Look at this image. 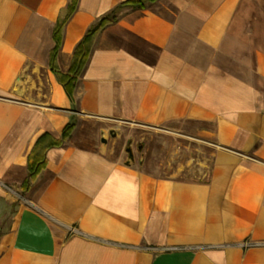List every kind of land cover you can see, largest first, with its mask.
<instances>
[{
    "label": "crops",
    "instance_id": "crops-1",
    "mask_svg": "<svg viewBox=\"0 0 264 264\" xmlns=\"http://www.w3.org/2000/svg\"><path fill=\"white\" fill-rule=\"evenodd\" d=\"M122 1L0 0V264H264V0Z\"/></svg>",
    "mask_w": 264,
    "mask_h": 264
},
{
    "label": "rangeland",
    "instance_id": "rangeland-1",
    "mask_svg": "<svg viewBox=\"0 0 264 264\" xmlns=\"http://www.w3.org/2000/svg\"><path fill=\"white\" fill-rule=\"evenodd\" d=\"M125 8H127L126 5L122 6L117 11V13L121 14ZM159 133L160 132L158 131L146 130L145 139L140 141L141 144L146 148L145 151L148 155V163L151 167H156V169H158V167L163 164L159 161V158L163 159L164 154L167 155L173 166H177L184 161H188L191 156L194 159V166L188 168V170L184 172L183 178H206L208 167L204 165V163L201 164L200 161L207 157H209L208 161H210L209 151H197L194 148H191L192 146H185V142L176 140V138L172 135L164 137ZM206 138L211 139V137ZM202 162H204V160ZM203 172L205 173L203 174ZM11 210L13 211L14 208H11Z\"/></svg>",
    "mask_w": 264,
    "mask_h": 264
},
{
    "label": "trees",
    "instance_id": "trees-1",
    "mask_svg": "<svg viewBox=\"0 0 264 264\" xmlns=\"http://www.w3.org/2000/svg\"><path fill=\"white\" fill-rule=\"evenodd\" d=\"M150 1L152 0H125V1H122L120 3H118L117 5H115L114 7H112L111 9H109L107 12H105L104 14H102L96 24L94 26H92L88 32L86 33V36L84 37V39L82 40V42H84L87 37L95 30L103 27L104 25L108 24V23H111V22H114L117 20V18L121 15V14H118L117 11L122 7V6H128L130 9H135V8H143L147 5V3H149ZM55 50V49H54ZM82 50L83 54H84V57H87L88 53H89V49H88V46H87V43L85 46H80L78 48H76V53H79L80 51ZM52 55H53V52H52ZM67 127L68 129L72 127L71 124H68L66 126V129L64 130L63 132V137H67L69 136V132L67 130ZM44 164V160L41 161L40 164H36L35 167L33 168V166L31 165V163H29L28 161V166H27V170H28V176H30L31 174L33 173H36L41 166H43Z\"/></svg>",
    "mask_w": 264,
    "mask_h": 264
}]
</instances>
